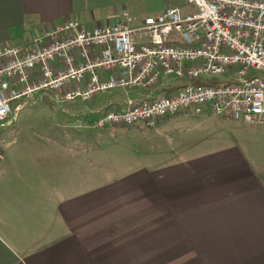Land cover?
Masks as SVG:
<instances>
[{"label": "crops", "instance_id": "crops-1", "mask_svg": "<svg viewBox=\"0 0 264 264\" xmlns=\"http://www.w3.org/2000/svg\"><path fill=\"white\" fill-rule=\"evenodd\" d=\"M124 1L0 0V45H26L68 19L112 23L129 14ZM162 3L144 8L182 6ZM144 94L112 95L92 111ZM184 113L178 144L144 149L142 166L107 170L110 180L99 175L77 194L37 153L25 161L20 151L0 153V264H264V124L208 112L192 123ZM196 126L210 131L189 135Z\"/></svg>", "mask_w": 264, "mask_h": 264}, {"label": "built area", "instance_id": "built-area-1", "mask_svg": "<svg viewBox=\"0 0 264 264\" xmlns=\"http://www.w3.org/2000/svg\"><path fill=\"white\" fill-rule=\"evenodd\" d=\"M187 2L193 13L167 8L135 23L122 10L112 23L68 19L26 45H0V129L14 125L13 102L18 112L46 98L74 128H153L189 110L264 124V0ZM114 89L145 94L97 111L62 108Z\"/></svg>", "mask_w": 264, "mask_h": 264}, {"label": "rangeland", "instance_id": "rangeland-1", "mask_svg": "<svg viewBox=\"0 0 264 264\" xmlns=\"http://www.w3.org/2000/svg\"><path fill=\"white\" fill-rule=\"evenodd\" d=\"M163 1L126 0L124 4L136 23L144 15H153L152 12H147L144 8L146 3L158 7L163 4ZM180 3L182 5L179 9L181 14L194 12V7L187 0H180ZM142 92L139 89H114L103 94H97L90 100L77 103L73 107L62 106V108L69 113L80 109L95 110L108 102L112 95L134 98ZM18 104L19 101L11 104V114L7 120H14V125L7 130L0 129V153L20 151L19 153L25 154V156L20 157L24 161L30 158L28 153H37L38 158L42 159L40 163L54 166L56 180L64 175V181L71 185V189L68 190L70 195L80 193L91 182L100 180L99 175L102 176L103 180L105 178L110 180L112 175L107 174L106 171H110L114 167L121 171L122 166H142L147 159L143 156L144 149L146 152L148 149L157 151L164 147L166 149L171 148L184 137L181 133L182 125L178 126L179 129L174 125L176 123L175 118L185 114L184 111L175 114L170 119L171 124L167 125V128L107 126L98 130L74 128L70 121L55 110L53 103L47 98L44 99L40 107L28 104L17 112L15 107ZM206 116H208L206 113H202L199 117L192 114L188 116V119L192 123H197ZM82 120L85 123L93 124L95 118L89 116L83 117ZM207 125L208 128L211 124ZM195 129L190 130L189 135L205 134L210 131L206 128L205 131H199L201 128H197V126ZM154 159L157 157L151 156V164L156 162ZM32 162L34 164L39 163L37 161ZM62 169L64 173H62Z\"/></svg>", "mask_w": 264, "mask_h": 264}]
</instances>
